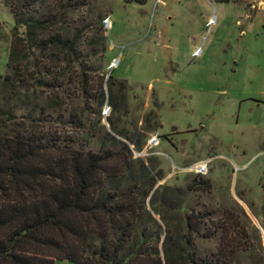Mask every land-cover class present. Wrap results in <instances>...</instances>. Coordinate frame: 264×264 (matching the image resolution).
I'll list each match as a JSON object with an SVG mask.
<instances>
[{"label":"rangeland","instance_id":"obj_1","mask_svg":"<svg viewBox=\"0 0 264 264\" xmlns=\"http://www.w3.org/2000/svg\"><path fill=\"white\" fill-rule=\"evenodd\" d=\"M13 25L0 0V110L19 116L32 97L2 82ZM62 25L87 33L94 70L114 82L115 112L70 103L78 146L96 151L95 134L113 135L111 120L143 143L131 159L156 179L157 214L148 209L158 222L183 234L178 216L198 212L206 235L194 241L198 253L221 248L232 264H264V0H76ZM224 223L220 246L212 224Z\"/></svg>","mask_w":264,"mask_h":264},{"label":"trees","instance_id":"obj_2","mask_svg":"<svg viewBox=\"0 0 264 264\" xmlns=\"http://www.w3.org/2000/svg\"><path fill=\"white\" fill-rule=\"evenodd\" d=\"M3 3L14 25L2 82L32 101L19 116L0 110V264H232L225 249L198 253L203 214H179L183 234L152 216L156 179L131 159L143 143L108 119L113 135L95 134L96 151L78 146L70 103L93 102L98 113L117 106L113 80L94 70L93 40L62 25L76 0H53L44 11L43 0ZM212 226L223 245L227 224Z\"/></svg>","mask_w":264,"mask_h":264},{"label":"built area","instance_id":"obj_3","mask_svg":"<svg viewBox=\"0 0 264 264\" xmlns=\"http://www.w3.org/2000/svg\"><path fill=\"white\" fill-rule=\"evenodd\" d=\"M196 169H197L198 172H201L203 170V167L202 166H197Z\"/></svg>","mask_w":264,"mask_h":264}]
</instances>
